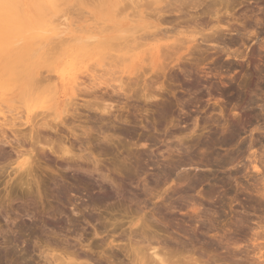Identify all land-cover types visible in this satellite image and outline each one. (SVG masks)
<instances>
[{
  "label": "rangeland",
  "instance_id": "374dc122",
  "mask_svg": "<svg viewBox=\"0 0 264 264\" xmlns=\"http://www.w3.org/2000/svg\"><path fill=\"white\" fill-rule=\"evenodd\" d=\"M61 1L66 3L65 6L64 3L58 4ZM138 1L136 0L135 3ZM148 1L152 4L154 0H145V2L141 0L142 4H140L144 5L139 4V8L138 3L134 5V2H131L128 5V1L127 4L119 1L126 6L133 4L134 8L127 6V9L126 6L119 5L125 7L126 11L119 7L118 11L122 13L117 15L115 10L118 7V0H76L77 3L74 0H59L57 5L55 0H14L13 2L0 0V90L3 89L0 91L1 109L3 106H10L9 110L12 108L15 112L12 110L5 115L10 117L11 114H16L17 118L22 115L18 121L22 123L26 111L34 117L39 113L41 117L48 115L47 112L50 114L52 107L60 112L66 106L65 99H70L71 96L74 99L73 97L77 96L75 105L68 108L79 110L74 117L76 121H72L73 118L70 121L72 124L74 122L75 126L81 127L76 129V137L69 134L67 128L66 131L63 129L64 132L53 139L56 144L54 148L64 146L70 150L74 147L71 151L77 154L78 146H81L83 149L86 148V153L92 155L90 158L88 156L90 162L85 159L83 163L77 162L78 166L70 162L69 165L66 160L60 158V155L48 151V148H42L38 144L33 148L29 125L26 127L27 125L23 126L22 123L18 127L19 123L15 120L14 124L17 122L18 125L13 124L14 127L10 125L4 128L10 142L0 143V255L5 256L0 264H45L43 259L45 254L55 255L65 262L74 260L75 263L76 261L82 263L84 259L88 263L101 259V264L122 262V264H130V261L135 264H143V262L155 264L148 256L152 252L150 251L152 247L158 251L165 264H264V201L260 199V193L257 191L260 186L255 187V179H262L264 174L262 172L256 175L251 170L252 164L255 163L251 155L254 154L258 158L257 155L261 153L258 139L264 136L261 132L264 130V89L262 91L258 88L251 89L249 98L244 100L234 98V85L239 78H264V48L260 49V46H264L263 34L259 35L260 40L253 39V42L248 41L245 46L242 44L237 48L243 51V54H247L239 62L243 63L240 65L232 62V59L227 61L222 53L212 50L211 45L203 43L201 45L200 41L192 44L197 45L196 48L199 46L201 48H197L195 54L193 47L184 55L188 56L190 53L188 57L193 56L197 60H192L191 57L187 61L184 58L186 61L182 60L183 63L180 62L182 64L178 62L181 68L176 64L181 70L177 67L173 69L174 66L171 65L166 70V76L159 79L166 90L159 93L156 100L144 102L143 98L140 99L142 90L132 91L136 95L129 93L127 100L122 98L123 100L120 101L123 104L119 105L122 109H118L115 115L113 114L115 116L112 119L113 123L111 119L100 122V114L94 111V108L84 109L82 104L90 97H82L81 91L77 90L78 93L72 88L81 79L79 77L84 78L86 75L85 79L89 78L90 81L91 76L96 75L100 70L99 65L107 68V63L111 62V59L109 60L111 54L141 55L142 49L140 52L139 49L130 48L128 53L126 49L129 46L135 47L129 43L131 42L129 36L132 37L145 26L155 22L152 19L154 18L152 11L157 8L155 3L163 0H155L152 5ZM147 3L150 5H146ZM72 4L77 11L74 12L73 9L71 13L69 10L73 8ZM25 5H28L29 14ZM66 6L70 8L65 10ZM150 6L151 10H149ZM16 7L19 9L17 10ZM131 8L133 10H129ZM144 9L147 14H153L147 15L148 18L145 15L142 16L143 18L132 15L139 10L144 13ZM235 14H238L237 11ZM119 21L122 25H117ZM176 30L180 31L181 28L177 27ZM88 31L89 33H86ZM187 33V36L186 32L182 36L171 35L179 36L184 40L192 39L191 32ZM123 35L128 41H125L127 45L121 47L123 45L121 42L124 43ZM87 39L89 43L90 39L93 42L88 45ZM108 40L118 42L117 46L123 48V51L113 45L115 48L113 53L111 51L113 48L109 47L110 42L109 44L106 42ZM98 44L101 48L105 46L103 48L106 49L102 51L97 47ZM126 46L128 47L125 49ZM236 46H232L231 50H235ZM108 50L111 51L109 54ZM190 50L194 51V55L193 51L188 52ZM250 53L254 54L253 59L250 58ZM145 56L147 55L143 54L140 57L141 63L138 62L130 69L131 76L135 70L142 71L143 74L142 76L139 72L137 73L139 75L135 73L130 76L131 80L134 76L138 79L145 76L140 82L136 81L135 85L134 79L132 80L133 86L130 85L133 89L135 87L134 90L136 87L143 88L141 81L148 80L146 77L155 80V75L152 74L153 77L150 74L151 65L145 67L149 63L146 60L148 56L146 59ZM142 60L146 61L143 63ZM228 62L232 63L230 67ZM155 63L156 69L159 62ZM4 64L17 67L18 64H22L23 68L16 69L13 66L9 74L4 71L2 67ZM56 66L61 68L62 72L58 73L60 69H56ZM91 68H96L98 71L93 70V72ZM21 69H24V72H20ZM143 69L145 71L148 69L150 72L143 73ZM100 71L102 74L105 72L102 69ZM100 71L98 75L101 74ZM39 73L45 76L39 78L37 75ZM12 74L14 77H11ZM47 76L51 79L49 77L47 79ZM34 78L38 81L36 85ZM41 78L47 81L42 83ZM105 78L109 79V76L106 75ZM88 80L86 81L89 82ZM83 81L85 82L83 79L80 82ZM148 81L146 85L151 86V81ZM13 83L15 86H12ZM191 84H196V87L195 90L192 88L189 91L187 86ZM226 84L229 86L226 87ZM5 85H8L7 92L4 91ZM55 85L58 88L56 97L49 101L53 97L51 95L54 93ZM49 88H52L51 92ZM219 91H224L225 94L222 93L224 97L220 96ZM132 95L133 98H130ZM234 99L238 104L240 101V104L243 102L244 107L242 105L239 107L236 102L234 103L236 101ZM241 117L246 119L245 123L249 122V126L244 124L243 127H238L237 121ZM36 118L35 121L38 120ZM244 127L246 129L242 130ZM13 128L15 132L12 133ZM233 129L239 132L235 131L238 135ZM256 129H259L258 132ZM79 134L80 136H77ZM103 135H109L111 142L108 140L109 143L106 144L102 139ZM251 137H255L258 143L255 146L256 142H254L252 150L246 153L243 148L247 140H252ZM224 139L230 143L226 141L227 145L222 144L221 141ZM34 140L36 142V139ZM238 147H242L239 153ZM18 151L23 153L28 151L27 157L33 162L30 175L25 173L26 166L13 172L24 161V157L17 158L22 153ZM236 152L240 156H237ZM244 165H247L246 169ZM256 165L259 166L258 162ZM247 170L250 177L247 176ZM25 180H29L28 183L24 182ZM112 239L115 241L113 240L114 244L111 246L119 245V250L116 246L109 249ZM233 242L239 245L236 247L234 244L235 248ZM80 252L86 253L92 260L79 259L77 254ZM124 252H130L131 257H128L130 253L125 255ZM115 254L116 256L118 254V257H115ZM110 256H112L110 262L104 259ZM116 258L120 260L117 261ZM135 258L137 259L134 262Z\"/></svg>",
  "mask_w": 264,
  "mask_h": 264
},
{
  "label": "bare ground",
  "instance_id": "6f19581e",
  "mask_svg": "<svg viewBox=\"0 0 264 264\" xmlns=\"http://www.w3.org/2000/svg\"><path fill=\"white\" fill-rule=\"evenodd\" d=\"M2 1V0H1ZM14 0H12V2H13ZM29 1V0H28ZM57 1H59V0H55V5H57ZM73 1V0H72ZM75 2H76V0H74ZM77 1H79V0H77ZM80 1H83V0H80ZM85 1V0H84ZM105 1V0H104ZM119 1L121 2V1H124L123 3H126L127 1H128V5H130L129 3H131V2H129L130 0H118V7L116 8V14L117 15H119V14H121L122 13V11H118L119 10V7H120V9L122 8L121 6H126L125 4H121V3H119ZM136 1V0H135ZM135 1H133L134 2V5H136L137 3V5H138V8H139V6L142 4L140 1L141 0H139L137 3H135ZM144 2H145V0H143ZM152 1V0H151ZM250 1H252V5L253 6H251V7H253V9L252 8H250V11H248V9H249V5H251V3H250ZM10 2V1H9ZM33 3H34V1H32ZM39 1H37L36 2V4L38 5V8H39V10H40V5H39V3H38ZM132 2V3H133ZM150 4H151V2L150 1H148ZM153 2H155V0L153 1ZM153 2H152V4H153ZM18 3V2H17ZM21 3L22 4H24L22 1H21ZM21 3H19V4H21ZM54 3V2H53ZM52 3V4H53ZM62 3V1L61 2H58V4L60 5ZM64 3V2H63ZM63 3H62V5H63ZM77 3V2H76ZM102 3H104L103 1H102ZM141 3V4H140ZM149 3H147L146 5H148ZM248 3H249V5H248ZM32 4V3H31ZM65 4L66 3H64V6H65ZM127 4V3H126ZM140 4V5H139ZM149 4V5H150ZM151 4V5H152ZM245 4H247L249 7H248V9L246 10H242V12H240V13H242L241 15H240V19H238V17H239V15H237L238 17L237 18H235L236 16V14H235V11L237 10V9H239L238 11H241V9L240 8H242ZM119 5H121V6H119ZM127 5V6H128ZM133 5V4H132ZM128 6V7H133V6ZM144 5V4H143ZM143 5H141V6H143ZM155 5H157V8H155V9H153V11L152 12H154V15H152L154 18H152L153 20H155V22L153 23V24H149V25H147V26H145L142 30H140V31H135V32H137L136 34H134V35H132V37H130L129 36V38H131V42L129 41V43H131V44H133V46H135V47H128V46H126L125 47V49H126V52L128 53L129 52V50L128 49H139V51L141 52V50L140 49H142L143 50V52L141 53V55H135V54H131V55H119L118 54V56H117V54H114V55H112L111 54V57L109 58L108 56V58H109V60L111 61L110 63H107L108 65H106V67L107 68H102V67H104V65L102 66H100L99 65V68H100V70L102 69V70H104L105 72H103L104 74H105V76H103L104 74H102L101 73V71H100V75H98L99 74V71H98V69H96V68H94V69H90V70H94V71H98L97 72V74L96 75H94V76H91V79H90V81L88 80V79H85V78H87V77H85L84 76V78H82V77H79V75H78V77L79 78H81V79H79V85L77 86V84H76V82H75V84H76V86L74 87H72L75 91H81L82 93L81 94H83V96L82 97H84V96H87V97H90L89 98V100L91 101V100H93V102L91 101H84V103L82 104V107H84V109L85 108H89V109H91L92 110V108H94V111L96 110V111H98L99 112V114H100V122H102L101 120H108L109 121V119H111V123H113L112 122V119H114L115 118V114L114 113H116V111H118V109H120L121 107H119V105H121V104H123V103H121V101L120 100H123L122 98H124L125 100H127L128 99V95L130 96V94L129 93H131L132 91L134 92V91H138V90H140L139 92H141V90H142V95L140 96V99L141 98H143V101L144 102H146V103H149V102H152L153 100H156V98H157V96H159L158 94L159 93H162V92H164L166 89H165V87H164V85H163V83L162 82H160V78L161 77H164V76H166L165 74H166V70L169 68V67H171V65H173L174 67H173V69L174 68H176L177 67V69L180 67V65L179 64H182L183 63V61L185 60L184 58H186V60L187 61H189L190 59H191V57L193 58V56H191V57H188L189 56V54H188V56H186L187 54H185L184 55V53L187 51V50H189V49H191V48H193V47H195V54H196V49L197 48H199L200 46H199V44H198V46L199 47H197L196 48V46L197 45H192V44H196L197 42H199L201 45H202V43L203 44H208V45H211V49L212 50H215L216 52H218V53H222L225 57H226V60L228 61V60H230V59H232V62L234 61V63L236 62L237 63V65L239 64H241V63H239L242 59H244L246 56H247V54L246 53H244L243 54V51H241V50H239V49H235V50H231V47L232 46H239L240 44H243L244 46H245V40H247L248 41V39H251V41L254 39V40H256V41H258V40H260L259 38H261V37H259V35H260V32H257L261 27H263L264 26V0H163V1H161V2H157V3H155ZM21 6H23V5H21ZM28 6V5H27ZM27 6L25 5V8H26V10H27ZM72 7V9H68L70 12H71V10L73 11V9L75 10L74 12H76L77 11V8L75 9L74 8V4H72L71 5ZM75 6H76V4H75ZM126 6V7H127ZM18 7V6H17ZM17 7H16V9H17ZM36 7V6H35ZM35 7H33V9H34V11H35ZM59 7V6H58ZM128 7H127V9H128ZM135 7H137V6H135ZM255 7V8H254ZM67 8H70V6L68 7V6H66L65 7V10H67ZM125 7H123L121 10H123ZM134 8V7H133ZM133 8H131V9H129V10H133ZM145 8H147V7H145ZM244 8H247V6L245 7L244 6ZM244 8H242V9H244ZM1 9V8H0ZM19 9V8H18ZM17 9V10H18ZM148 9H149V7H148ZM4 10V9H3ZM30 10V9H29ZM36 10H37V7H36ZM44 10V9H43ZM46 10V9H45ZM125 10V9H124ZM123 10V11H124ZM136 10V9H135ZM138 10V9H137ZM149 10H151V6H150V9ZM115 11H113V12H115ZM126 11V10H125ZM124 11V12H125ZM237 11V13H239ZM29 11L27 10V13H28ZM32 12V11H31ZM78 12H79V10H78ZM118 12V13H117ZM130 12V11H129ZM148 12H150V11H148ZM72 13V12H71ZM80 13V12H79ZM82 13V12H81ZM132 13V12H131ZM134 13V14H133ZM132 13V15H136V17L138 16L139 18H143L144 17V15L147 17V15H150V14H147L146 12H145V9H144V13L143 12H141L140 10L139 11H137L136 13L135 12H133ZM151 13V12H150ZM29 14V13H28ZM33 14V13H32ZM40 14V13H39ZM111 14H113V13H111ZM116 14H115V16H116ZM37 15H38V13H37ZM124 15V14H123ZM150 15V16H151ZM249 15V16H248ZM6 16H7V14H6ZM35 16V15H34ZM143 16V17H142ZM145 17V18H146ZM149 17V16H148ZM147 17V18H148ZM240 20V21H239ZM138 21H139V19H138ZM116 23V22H115ZM118 23V24H117ZM116 24L117 25H122V23L119 21V22H117ZM143 24V23H142ZM141 24V25H142ZM1 25V24H0ZM177 27L180 29L181 28V32L179 31V30H176L177 29ZM183 28H184V31H183ZM107 29V28H106ZM186 29V30H185ZM188 29H189V31H188ZM95 30V29H94ZM130 30V29H129ZM87 31V30H86ZM16 32H17V30H16ZM96 32V31H95ZM184 32H186V36H187V32H191V37H192V39L190 38V40L189 39H187V37H185L187 40H184V38L183 39H181V37H179L180 35L182 36V35H184ZM79 33H81V31L79 32ZM84 33V32H83ZM86 33H89V31L88 32H86ZM263 33V32H262ZM129 34V33H128ZM171 34H178L179 36H172ZM232 34H234L235 35V37H234V35L232 36ZM264 35V34H263ZM92 36V35H91ZM226 36H228V37H226ZM93 37V36H92ZM123 37H124V43L123 42H121L123 45H121V43H120V45H121V47L122 46H125V45H127V44H125V41H128L127 39H125V35H123ZM123 37H121V38H123ZM253 37V38H252ZM116 38H118V37H116ZM177 38H180V39H177ZM264 38V37H263ZM92 40L94 39V38H91ZM90 39V43H89V39H87V42H88V45H90L93 41ZM98 39V38H97ZM114 39V38H113ZM119 39H120V37H119ZM95 40V39H94ZM118 40V39H117ZM189 40V41H188ZM121 41H123V39L121 40ZM98 41H96V43H97ZM104 42V41H103ZM107 43L108 42H110V40H108V41H106ZM106 42H104V43H106ZM264 42V41H263ZM79 43V42H78ZM100 43H101V41H100ZM106 43V44H107ZM118 43V42H117ZM117 43H114V42H110V45L111 46H109V45H107V46H109L110 48H113V50L115 49V48H117L118 46H117ZM128 43V42H127ZM103 44V43H102ZM101 44V45H102ZM109 44V43H108ZM125 44V45H124ZM264 44V43H263ZM100 44H98L97 45V47H100L99 46ZM103 45H105V44H103ZM113 45L115 46V48L113 47ZM129 45V44H128ZM190 45H192L191 47H190ZM221 45H222V47H221ZM220 46V47H219ZM230 46V47H229ZM241 46V45H240ZM247 46V45H246ZM103 47H105V46H103ZM101 48L102 49V51H103V49H106V48ZM119 48V49H123V48ZM205 47V46H204ZM259 47V46H258ZM201 48V47H200ZM242 48V47H241ZM261 48H264V46L262 45V46H260V49ZM119 49H116V50H118V51H121V50H119ZM206 49V48H205ZM208 49V48H207ZM250 49V48H249ZM248 49V50H249ZM111 50V49H110ZM110 50H108V54H109V51ZM113 50H111L113 53H115V50L113 51ZM128 50V51H127ZM95 51V50H94ZM110 51V52H111ZM123 51V50H122ZM133 52H139V51H134V50H132ZM193 51V50H192ZM192 51L190 50V51H188V52H191L192 53ZM207 51V50H206ZM253 51V50H252ZM258 51V50H257ZM117 52V51H116ZM131 52V51H130ZM210 52V51H209ZM97 53V52H96ZM203 53V52H202ZM249 53V52H248ZM137 54V53H136ZM139 54V53H138ZM143 54H146L147 56H145L144 58L146 59V57H147V61H149V63H147V65L148 64H150L151 65V72L148 70H144L143 69V73H148V72H150V74L152 75V74H154L155 75V80L153 79H150L149 77H146V79L148 78V80L149 81H151V86H147L146 85V83H147V81L148 80H146L145 81V79H142V83L144 82V84H142L141 83V85H143V88L142 89H138L137 87H136V90H134L135 89V87H134V89L131 87V85H132V80L134 79L135 80V78L137 77V76H134L133 78H132V80H131V78H130V76H131V72H130V69H131V67L132 66H134V65H137V63L138 62H140L141 63V59H140V57L143 55ZM198 54V53H197ZM206 54V53H205ZM251 54V53H250ZM193 55H194V51H193ZM199 55H200V52H199ZM204 55V54H203ZM208 55V54H207ZM213 55H215L214 53H213ZM31 56V55H30ZM185 56V57H184ZM217 57V56H216ZM250 57V56H249ZM253 57H254V54H251V59H253ZM32 58V57H31ZM190 58V59H189ZM206 59V58H205ZM247 59H249V58H247ZM145 60V61H146ZM183 60V61H182ZM185 60V61H186ZM192 60H197L196 59V57H194ZM222 60V59H221ZM107 61V60H106ZM145 61H143L142 60V62L144 63ZM200 61V60H199ZM248 61V60H247ZM251 61V60H250ZM155 62H159V65H158V67L155 69V65H154V63ZM178 62H179V64H178ZM180 62H182V63H180ZM226 62V61H225ZM7 63V62H6ZM252 63V62H251ZM250 63V66L253 64H251ZM255 63V62H254ZM104 64H105V62H104ZM156 64V63H155ZM158 64V63H157ZM176 64H178L179 65V67H178V65L176 66ZM185 64V63H184ZM226 64V63H225ZM228 64H229V67H230V65L232 64L231 62H228ZM243 64V63H242ZM248 64H249V62H248ZM247 64V65H248ZM70 65V64H69ZM140 65V64H139ZM145 66V67H149V65L148 66ZM236 65V64H235ZM246 65V66H247ZM255 65H256V63H255ZM14 65H12V64H8V65H2V67L4 68V71L5 72H9V74H11V69L10 68H12ZM23 65L22 64H18V67L19 68H21ZM58 66V65H57ZM56 66V69L58 68ZM65 66H66V63H65ZM65 66H63L64 67V69H65ZM78 66V65H77ZM90 66V65H89ZM144 66V65H143ZM183 66V65H182ZM220 66V65H219ZM223 66H224V64H223ZM16 69H19L17 66H14ZM28 67V66H27ZM70 67V66H69ZM73 67V66H72ZM81 67V66H80ZM216 67V66H215ZM220 67H222V65L220 66ZM226 67V66H225ZM228 67V66H227ZM235 67V66H234ZM233 67V68H234ZM241 67H242V65H241ZM23 68V67H22ZM33 68H35V67H33ZM78 69H80L79 67H77ZM76 68V69H77ZM138 68V67H137ZM137 68H135V69H137ZM143 68V67H142ZM181 68V67H180ZM179 68V69H180ZM183 68H184V66H183ZM232 68V67H231ZM240 68V67H239ZM245 68V67H244ZM253 68V67H252ZM55 69V68H54ZM58 69H60L61 70V68H58ZM68 69V68H67ZM139 69V68H138ZM170 69H172V68H170ZM215 69V68H214ZM216 69H218V67L216 68ZM227 69H229V68H227ZM247 69V68H246ZM60 70H58V73L59 72H62V70L60 71ZM70 70H72V69H70ZM88 70V69H87ZM140 70V69H139ZM181 70V69H180ZM219 70H220V68H219ZM230 70V69H229ZM251 70V69H250ZM24 72V69L22 70H20V72ZM33 71V70H32ZM78 71V70H77ZM93 71V72H94ZM134 71V70H133ZM137 70H135V73L137 74L138 72H139V74L142 72V71H138V72H136ZM185 71V70H184ZM184 71H182V72H184ZM214 71V70H213ZM218 71V70H217ZM222 71V70H221ZM12 72L14 73V71L12 70ZM224 72V71H223ZM19 73V72H18ZM57 73V74H58ZM69 73H70V71H69ZM134 72H133V74H135ZM185 73V72H184ZM212 73V72H211ZM214 73H216V72H214ZM219 73V72H218ZM217 73V74H218ZM247 73V72H246ZM249 73H250V71H249ZM8 74V75H9ZM41 73H39V74H37V75H39V78H40V75ZM81 74V73H80ZM83 74V73H82ZM133 74H132V76H133ZM139 74H137V75H139ZM14 74H12L11 75V77H14L13 76ZM19 75V74H18ZM32 75V74H31ZM62 75V74H61ZM71 75V74H70ZM74 75V74H73ZM98 75V76H97ZM106 75H108L109 76V79H104V77H106ZM141 75L143 76V74L141 73ZM140 75V76H141ZM146 75V74H145ZM222 75V74H221ZM10 76V75H9ZM9 76L7 77V78H9ZM42 76H45V75H42ZM41 76V77H42ZM51 76V75H50ZM55 76V78H56V75H54ZM59 76V75H58ZM88 76V75H87ZM131 76V77H132ZM153 76V75H152ZM185 76V75H184ZM207 76V75H206ZM208 76H209V74H208ZM250 76V75H249ZM5 77V76H4ZM48 77L49 76H47L46 78L48 79ZM52 77V76H51ZM51 77H49L50 79H51ZM68 77V76H67ZM69 77H71V76H69ZM89 77V76H88ZM154 77V76H153ZM152 77V78H153ZM217 77V76H216ZM247 77V76H246ZM16 78V77H15ZM20 78V77H19ZM31 78H33V76L31 77ZM31 78H29V80L31 79ZM37 78H38V76H37ZM45 78V77H44ZM44 78H41V82L43 83L44 81H47V80H44ZM71 78H73V77H71ZM141 78H145V76L144 77H141ZM141 78H139L138 79V77H137V79L134 81L133 80V84L135 85V83H136V81H139L140 82V79ZM225 78V77H224ZM227 78V77H226ZM248 78V77H247ZM4 79V78H3ZM42 79H43V81H42ZM61 79V78H60ZM82 79L83 80H85V82L83 81L82 83L80 82V81H82ZM221 79V78H220ZM234 79V78H233ZM241 78H239V80H240ZM243 79V78H242ZM244 79H246L245 77H244ZM256 80H257V82L258 81H262L261 79H257V78H255ZM28 80V79H27ZM29 80H28V82H29ZM33 80V79H32ZM34 80H35V85H36V83L38 82L35 78H34ZM67 80V79H66ZM86 80H88L89 82H87ZM232 80V79H231ZM249 80V79H248ZM255 80V81H256ZM264 80V79H263ZM3 81V80H2ZM6 80H4V82H5ZM62 81V80H61ZM63 81H65V80H63ZM70 81V80H69ZM148 81V82H149ZM222 81V80H221ZM233 81V80H232ZM243 81H247V79L246 80H243ZM253 81V80H252ZM254 81V82H255ZM14 82V81H13ZM56 82H57V80H56ZM139 82H137V84L139 83ZM237 82V81H236ZM256 82V83H257ZM262 82H264V81H262ZM2 83V82H1ZM27 83V82H26ZM48 83V82H47ZM64 83V82H63ZM224 83L225 82H223V84L222 85H224ZM227 83V82H226ZM244 83V82H243ZM9 84H11V83H9ZM52 84V83H51ZM51 84H50V86H51ZM56 84V83H55ZM65 84V83H64ZM131 84V85H130ZM229 84V83H228ZM242 83L241 82H239V85H241ZM245 84V83H244ZM247 84V83H246ZM27 85V84H26ZM34 85V86H35ZM41 85V84H40ZM40 85L38 86V87H40ZM48 85H49V83H48ZM63 85V84H62ZM70 85V84H69ZM72 85V84H71ZM70 85V86H71ZM139 85V84H138ZM195 85V86H194ZM227 85V84H226ZM230 85V84H229ZM229 85H227V86H229ZM238 85V86H239ZM6 86V88H5V90L4 91H6V89H8L7 88V86L8 85H5ZM4 86V87H5ZM12 86H15V83H13V85ZM11 86V87H12ZM37 86H36V88H37ZM49 86V87H50ZM54 86V85H53ZM69 86V87H70ZM133 86V85H132ZM137 86V85H136ZM242 86V85H241ZM241 86H239L240 88H241ZM69 87H67V88H69ZM146 87H149V88H151V90L149 91V88H147L146 89ZM196 87V84H191V85H188L187 86V88H188V90L189 91H191L192 90V88L194 89ZM3 87H1V89H2ZM10 88V87H9ZM18 88H19V86H18ZM23 88H25V87H23ZM35 87H33V89H34ZM36 88L34 89V90H36ZM75 88H79V89H75ZM234 88H236L235 86H234ZM50 89H52V88H49L48 90L50 91ZM57 85H55V87H54V93H53V95H51V96H53L52 98H51V100H49V101H52L53 99H54V96L56 97V94H57ZM66 89V88H65ZM239 89V88H238ZM257 89V88H256ZM3 90V89H2ZM2 90H0V91H2ZM10 90V89H9ZM195 90V89H194ZM227 90V89H226ZM244 90V89H243ZM11 91V90H10ZM21 91V90H20ZM32 91V90H31ZM52 91V90H51ZM50 91V92H51ZM65 91V90H64ZM77 91V92H78ZM149 91V93H147ZM262 91V90H261ZM7 92V91H6ZM5 92V93H6ZM9 92V91H8ZM15 92H17L16 90H15ZM14 92V93H15ZM22 92H23V89H22ZM63 92V91H62ZM61 92V93H62ZM66 92V91H65ZM69 92V91H68ZM77 92H75V94L77 93ZM78 92V93H79ZM132 92V93H133ZM194 92V91H193ZM215 92V91H214ZM219 92H221V95L220 96H222L223 94H225L224 93V91L222 92V91H219ZM237 92V91H236ZM240 92V91H239ZM31 93V92H30ZM131 93V94H132ZM140 93V94H141ZM146 93V94H145ZM192 93V92H191ZM216 93V92H215ZM223 93V94H222ZM242 93V92H241ZM241 93H239V94H241ZM263 93V92H262ZM21 94H23V93H21ZM47 94V93H46ZM70 94H72L73 95V93H70ZM134 94V93H133ZM189 94V93H188ZM207 94H209V92L207 93ZM218 94V93H217ZM220 94V93H219ZM18 95V94H17ZM76 95H78V94H76ZM134 95H136V94H134ZM139 95V94H138ZM137 95V96H138ZM189 95H191V94H189ZM3 96V95H2ZM44 96V95H43ZM42 96V97H43ZM62 96V95H61ZM64 96V95H63ZM71 96V95H70ZM78 96H80V94L78 95ZM219 96V97H220ZM240 96V95H239ZM23 97H24V95H23ZM47 97V96H46ZM77 97V96H76ZM76 97H73L74 99H72V96L71 97H69L70 99H65L64 101L67 103H65V105L67 106V108H66V106H65V108L63 109H61V111L60 112H57V109L56 108H54V107H52L51 108V112H50V114L47 112V114L48 115H46V116H42L41 117V114L39 113V112H41V111H39L38 113L39 114H37V116H40L41 118L40 119H38V118H36L37 116H31L30 115V112L29 111H26L25 112V119H24V122H22V121H20V122H22V123H24V124H22V123H19L18 121L20 120V118L22 117V115L20 116L19 114H17V115H19L18 117L19 118H17V117H15L16 116V114L14 115V114H11L10 115V117H7L5 114H9V113H11L12 112V110H13V112H15L14 111V109H12L11 108V110H9L10 109V106H7V107H4L3 106V108L1 109V104H0V143H5V144H7V143H9L10 141L8 140L9 139V137H7L6 136V130L4 129L6 126H10V127H14V125H18L17 124V122L19 123V125H18V127L20 126V124H22L23 126L24 125H27L26 127H28V125H29V129H30V135H31V137L33 138V140L34 139H36V142H35V140L33 141L32 140V138H31V140H32V142H34V143H32L31 142V144L33 145V148L38 144V146H41L42 148H48L49 150L48 151H51L54 155H60V158H63L64 160H66V162H68L67 164H69V162L71 163V164H76L77 165V162H79V161H82V163H83V161L85 162V159L87 160L88 159V156H89V158H90V155L91 154H88V152L86 153V148L85 149H83V147L81 148V146L79 147L78 146V149H77V151H78V153L77 154H75L74 152H72L71 150L74 148V147H72V149H70L69 150V148L67 149V148H65L64 146H61L60 148H56L57 149V151H56V149L54 148V142H53V139L55 138V137H57L59 134H61L62 132H64L63 131V129H65V128H67L68 129V133L69 134H71L73 137H76V129L80 126H75L74 125V122L76 121L75 119H74V117L76 116L75 114H77L76 112H78L76 109H71V108H68L69 106H74L75 105V98ZM139 97V96H138ZM188 97V96H187ZM191 97V96H190ZM223 97H224V95H223ZM50 97H48V99H49ZM58 98H60V97H58ZM130 98H133V95H132V97H130ZM136 98V97H135ZM227 98V97H226ZM238 98V97H237ZM88 99V98H87ZM139 99V98H138ZM139 99V100H140ZM214 99V98H213ZM232 99V98H231ZM246 99V98H245ZM21 100V99H20ZM124 100V101H125ZM234 100H236V99H234ZM239 100H241V99H239ZM244 100V99H243ZM0 101H1V99H0ZM30 101V100H29ZM45 101V100H44ZM47 101V100H46ZM58 101V100H57ZM62 101H63V99H62ZM120 101V102H119ZM3 102V101H2ZM16 102V101H15ZM41 102V101H40ZM123 102V101H122ZM218 102H220V101H218ZM237 103L238 101L236 100V101H234V103ZM241 102V101H240ZM240 102H239V104H240ZM78 103V102H77ZM93 103V104H92ZM145 103V104H146ZM233 103V104H234ZM243 103V102H242ZM242 103L239 105L238 103V106L240 107L241 105H242ZM8 104H11V103H8ZM22 104V103H21ZM53 104V103H52ZM60 104V103H59ZM116 104V105H115ZM217 104V103H216ZM237 104H236V106H237ZM33 105V104H32ZM31 105V106H32ZM61 105V104H60ZM80 105V104H79ZM78 105V106H79ZM225 105V104H224ZM228 105V104H227ZM247 105V104H246ZM245 105V106H246ZM44 106V105H43ZM59 106V105H58ZM63 106V107H64ZM77 106V105H76ZM217 106H219V105H217ZM236 106H235V108H236ZM243 106V105H242ZM250 106V105H249ZM17 107V106H16ZM35 107V106H34ZM40 107V106H39ZM96 107V108H95ZM224 107V106H223ZM227 107V106H226ZM244 107V106H243ZM242 107V108H243ZM6 108V109H5ZM20 108V107H19ZM38 108V107H37ZM225 108V107H224ZM238 108V107H237ZM246 108H248V107H246ZM5 109V110H4ZM31 109V108H30ZM33 110H34V108H32ZM31 109V110H32ZM60 109V108H59ZM58 109V110H59ZM122 109V108H121ZM221 109V108H220ZM223 109V108H222ZM226 109V108H225ZM86 110H88V109H86ZM115 112H114V111ZM236 110V109H235ZM234 110V111H235ZM21 112H23L22 110H20ZM163 111V110H162ZM161 111V112H162ZM244 111H245V109H244ZM92 112V111H91ZM164 112V111H163ZM246 112V111H245ZM19 113V112H18ZM37 113V112H36ZM94 113V112H93ZM96 113V112H95ZM165 113V112H164ZM223 113V112H222ZM221 113V114H222ZM46 114V113H45ZM114 114V115H113ZM162 114V113H161ZM33 115V114H32ZM94 115H96V114H94ZM163 115H165V114H163ZM163 115H161V116H163ZM166 115H167V113H166ZM237 115H238V113H237ZM92 116V115H91ZM224 116V115H223ZM227 116V115H226ZM243 116V115H242ZM246 117L248 116V115H245ZM262 116H263V114H262ZM32 117V118H31ZM78 117V116H77ZM112 117V118H111ZM234 117V116H233ZM238 117V116H237ZM240 117V116H239ZM251 118H252V116H250ZM35 118L36 119H38L37 121H35ZM72 118H73V120H72ZM97 118V117H96ZM95 118V119H96ZM99 118V117H98ZM243 117H241L237 122H238V127H243V125L245 124H248V123H245V121H246V119H242ZM248 118H249V116H248ZM34 119V120H33ZM118 121H119V119L118 118H116ZM229 119V118H228ZM236 119V118H235ZM15 120H17V122H16V124H14V122H15ZM68 120L70 121V120H72V121H74L73 122V124H72V121H70V122H68ZM258 120V119H257ZM107 121V122H108ZM121 121V120H120ZM228 121V120H227ZM250 121V120H249ZM99 122V121H98ZM106 122V123H107ZM232 122V121H231ZM118 123V122H117ZM119 123H121V122H119ZM14 124V125H13ZM69 125H72V126H69ZM69 126V127H68ZM223 126V125H222ZM248 126H249V124H248ZM16 127V126H15ZM81 127V126H80ZM232 127V126H231ZM84 128V127H83ZM225 127H223V129H224ZM226 128H227V126H226ZM259 128V127H258ZM7 129V128H6ZM14 129L15 128H13V131L10 129L9 131L11 132L12 131V133L13 132H15L14 131ZM67 129H65V131L67 130ZM100 129V128H99ZM235 129V128H234ZM233 129V130H234ZM246 128L244 127L242 130H245ZM80 130H83L82 128H80ZM239 130H241V129H239ZM257 130V129H256ZM259 130V129H258ZM258 130L256 131V132H258ZM261 130V129H260ZM236 130H234L233 132H235ZM263 131L264 130H262L261 132H262V134H264L263 133ZM84 132V131H83ZM88 132V131H87ZM100 132V131H99ZM232 132V133H233ZM237 132V131H236ZM235 132V133H236ZM248 132H249V129H248ZM21 133V132H20ZM222 133V132H221ZM237 133H239V132H237ZM236 133V134H237ZM255 133V132H254ZM260 133V132H259ZM23 134V133H22ZM33 134V135H32ZM34 134H35V136H34ZM261 134V133H260ZM261 134V135H262ZM14 135V134H13ZM223 135V134H222ZM229 135V134H228ZM231 135V134H230ZM238 135V134H237ZM77 136H80V134L79 135H77ZM109 136V135H108ZM108 136H104L103 135V140L106 142V144H107V142L109 143V141H110V139H109V137ZM224 136V135H223ZM222 136V137H223ZM256 137V136H255ZM255 137H251L252 138V140H247V143L245 144V148H243V150L246 152V153H248V151H250V150H252L251 148H252V146L254 145V142H256L257 140H255L254 138ZM78 138V137H77ZM87 138V137H86ZM112 138V137H111ZM250 138V137H249ZM260 138V137H259ZM41 139H43L42 140V142H41ZM253 139L255 140V141H253ZM256 139H258V137L256 138ZM78 140V139H77ZM109 140V141H108ZM16 141H18V140H16ZM101 141V140H100ZM103 141V142H104ZM227 141V139H224V140H222L221 141V143L222 144H225V143H227L226 142ZM231 141V140H230ZM233 141H234V139H233ZM232 141V142H233ZM111 142V141H110ZM242 142V141H241ZM258 142H260L259 141V139H258ZM258 142H256L255 143V146H256V144L258 143ZM220 142H219V145L221 144ZM228 143H230V142H228ZM227 143V144H228ZM235 144L234 145H236V142H234ZM242 143H244V142H242ZM241 143V144H242ZM79 144H81V143H79ZM227 144H225V145H227ZM240 144V145H241ZM56 145V144H55ZM109 145V144H108ZM224 145V146H225ZM223 146V147H224ZM238 146H239V144H238ZM241 146H243V144L241 145ZM264 147L263 145H260V143H259V147H260V152L261 153H259V155H257L258 156V158L256 157V156H254V154L253 155H251L252 157H254V158H252L251 157V159L253 160V163L254 164H252V163H249V164H252L253 166L251 167L250 165V167H251V170L253 171H251L252 173H255L256 175H259V174H261L262 172H263V174H264V151H262V147ZM226 147V146H225ZM244 147V146H243ZM32 148V147H31ZM227 148V147H226ZM236 148H237V145H236ZM239 148V147H238ZM254 148V147H253ZM76 149V148H75ZM33 150V149H32ZM40 150H42V149H40ZM236 150V149H235ZM238 150V153H239V150H242V147L241 148H239V149H237ZM34 151V150H33ZM230 151V150H229ZM228 151V152H229ZM244 151L242 152V153H244ZM18 152H22V153H17V154H19L18 155V159H20V158H22V157H24V161H23V163H21V164H19V167L17 168V170L16 169H14V171L13 172H15V171H18L20 168H22L23 166H26V170H25V168L23 169V171L25 170V173H27L26 175H30L31 174V172H32V170H31V168L33 167V166H31V164L33 163L32 162V160H31V162H30V158L29 157H27V156H29L28 155V151H24V153H23V151H18ZM259 152V151H258ZM237 153V152H236ZM238 153H237V156H240V154L238 155ZM241 153V152H240ZM241 153V155H243ZM87 154V155H86ZM261 154V155H260ZM92 156V155H91ZM234 158L236 159V157L234 156ZM234 158H233V160H234ZM249 158V157H248ZM250 159V158H249ZM248 159V160H249ZM95 160V159H94ZM232 160V159H231ZM88 161H89V159H88ZM226 161H227V159H226ZM225 161V162H226ZM65 162V161H64ZM65 162V163H66ZM90 162V161H89ZM222 162V161H221ZM228 162V161H227ZM226 162V163H227ZM257 162H258V164H259V166L258 165H256L257 164ZM224 163V162H223ZM222 163V164H223ZM66 164V165H67ZM221 164V163H220ZM70 165V164H69ZM72 166V165H71ZM73 166H75V165H73ZM78 166V165H77ZM223 166V165H222ZM247 167V165H244V167ZM70 167V166H69ZM243 167V166H242ZM246 167H245V169H246ZM79 168H80V165H79ZM94 168V167H93ZM96 169V168H95ZM95 169H94V171H95ZM244 169V170H245ZM248 171L249 170H247V176H248ZM30 173V174H29ZM21 174H23V173H21ZM250 174V173H249ZM262 174V175H263ZM18 175H20V173L18 174ZM21 176H23V175H21ZM24 177V176H23ZM30 176H28V178H29ZM248 177H250V176H248ZM247 177V178H248ZM262 179H255L256 181H255V187L257 186V185H259L258 187H259V190H257L258 191V193H260V199H262L263 201H264V175H263V177H261ZM253 179V178H252ZM254 180V179H253ZM20 181H22V180H20ZM29 181V180H28ZM28 181H24V182H27L28 183ZM24 182H23V184H24ZM84 182V181H83ZM86 184H89L88 182H86ZM91 184V183H90ZM30 185V184H29ZM254 185V184H253ZM259 195V194H258ZM263 215V214H262ZM264 217V216H263ZM261 221H263V220H261ZM133 232H135V231H133ZM133 232H130V234L131 233H133ZM137 232V231H136ZM136 234V233H135ZM255 234H258V233H255ZM132 236V235H131ZM137 236V235H136ZM114 239H112L111 241H110V243H109V245L111 246V244H114V241H113ZM128 241H130V240H128ZM130 242H132V241H130ZM136 243H138V242H136ZM227 244H228V241H227ZM234 244H236V242L234 243H232V245H234ZM57 245V244H56ZM102 244H100V246H101ZM130 245V244H129ZM128 245V246H129ZM135 245V244H134ZM229 245H230V243H229ZM237 245H239V244H236V247H237ZM109 246V247H110ZM116 246V245H115ZM114 245H112L111 246V248H109V249H112V247H115ZM125 246V245H124ZM231 246V245H230ZM118 247V250H119V245L118 246H116V248ZM126 247V246H125ZM131 247H132V245H131ZM152 247V246H151ZM228 247V246H227ZM232 247V246H231ZM230 247V248H231ZM233 247H235V245L233 246ZM235 247V248H236ZM124 248V247H123ZM239 248V247H238ZM121 249V248H120ZM125 249V248H124ZM124 249H123V251H124ZM127 249V248H126ZM125 249V250H126ZM130 249V248H129ZM117 250V251H118ZM48 251H50V250H48ZM111 251V250H110ZM113 251V250H112ZM148 251V250H147ZM150 251H152L151 252V254L149 253V259H150V261L151 262H154L155 264L157 263V264H165L164 263V261H163V259H161V255L158 253V251L155 249V248H153L152 247V250H150ZM122 252V251H121ZM115 253H116V251H115ZM125 253V252H124ZM130 253V252H129ZM129 253H125V255H127V254H129ZM109 254V253H108ZM113 254H114V252H113ZM132 254H134L133 252H132ZM103 255V254H102ZM101 255V257H103ZM112 255V254H111ZM160 255V256H159ZM7 256V255H6ZM131 257V253L128 255V257ZM137 256V255H136ZM147 256V255H146ZM76 257V254H75V256H74V258ZM77 257L79 258V259H84V258H86V259H89V260H92V258L91 257H88L87 256V254L86 253H81L80 252V254H77ZM100 256H99V258H101ZM111 257L112 256H110L109 258H107V257H104V259H106V260H108L109 262L111 261ZM115 257H118V254H117V256H116V254H115ZM3 258H5V256H1L0 255V262L2 261V259ZM127 258V257H126ZM43 259H44V261H45V264L47 263V264H101V259H96L95 261H92V262H90V263H88L85 259L83 260V262L82 263H77V261H76V263H75V261L73 260L72 261V259H71V261L72 262H65L63 259H60L59 257H57V256H52V254L50 255V254H45L44 256H43ZM70 259V258H69ZM103 259V258H102ZM137 258H135V259H133L134 260V262H135V260H136ZM76 260H77V258H76ZM88 260V261H89ZM116 260H117V258H116ZM118 260H120L119 258H118ZM117 260V261H118ZM129 260V259H128ZM80 261H82V260H80ZM84 261H86V262H84ZM107 261V262H108ZM139 261V260H138ZM140 262V261H139ZM113 263H114V261H113ZM121 263V262H120ZM123 263V262H122ZM121 263V264H122ZM130 264H135V263H133V261H130ZM143 264H146V263H144L143 262ZM151 264V263H150Z\"/></svg>",
  "mask_w": 264,
  "mask_h": 264
},
{
  "label": "flooded vegetation",
  "instance_id": "af4514ba",
  "mask_svg": "<svg viewBox=\"0 0 264 264\" xmlns=\"http://www.w3.org/2000/svg\"><path fill=\"white\" fill-rule=\"evenodd\" d=\"M250 3H251V5H249V3H248V5L250 6H248L247 4H245L244 6L246 7L247 6V8H244V6L242 7V8H244V9H242V8H240L241 9V11H238L239 9H237L236 11H238L239 13L237 14V15H239V17L237 16V15H235L236 17L235 18H237L238 17V19H240V15L242 14V13H240V12H242V10H247L248 9V7H249V9H248V11H250V8H252L253 9V7H251V6H253L252 5V1H250ZM255 8V7H254ZM249 16V15H248ZM240 21V20H239ZM257 32H260V35H262V34H264V26L263 27H261ZM263 32V33H262ZM234 34H232V36H233ZM234 37H235V35H234ZM246 42H248V41H251V39H248V41L247 40H245ZM245 42V43H246ZM251 42H253V41H251ZM240 45H242V44H240ZM239 45V46H240ZM239 46H236V47H234V49H237ZM247 79V81H243V80H246ZM246 79H240V80H238L237 81V83H235V87L236 88H234V90H235V93H234V98H236V99H245V98H249V91L251 90V89H253V88H258V89H260V90H263L264 89V82H262V81H264L263 79H261L262 81H258L257 82V80L255 79V78H246ZM249 79V80H248ZM253 80V81H252ZM256 80V81H255ZM255 81V82H254ZM239 82H241L242 84V86L241 85H239ZM245 84H244V83ZM257 82V83H256ZM247 83V84H246ZM241 86V88L239 87V86ZM226 87H228L227 85H225ZM239 88V89H238ZM244 89V90H243ZM237 91V92H236ZM240 91V92H239ZM242 92V93H241ZM239 93H241V94H239ZM240 95V96H239ZM238 97V98H237ZM260 142V145H263L264 146V136H262L261 138H260V140H259ZM262 147V146H261ZM263 149H262V151H264V147H262ZM259 149H260V147H259ZM261 151V150H260Z\"/></svg>",
  "mask_w": 264,
  "mask_h": 264
}]
</instances>
